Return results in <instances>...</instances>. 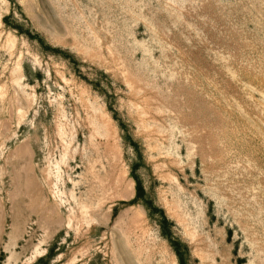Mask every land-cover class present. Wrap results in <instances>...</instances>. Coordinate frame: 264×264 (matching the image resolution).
<instances>
[{"label":"rangeland","instance_id":"obj_1","mask_svg":"<svg viewBox=\"0 0 264 264\" xmlns=\"http://www.w3.org/2000/svg\"><path fill=\"white\" fill-rule=\"evenodd\" d=\"M0 264H264V0H0Z\"/></svg>","mask_w":264,"mask_h":264},{"label":"bare ground","instance_id":"obj_2","mask_svg":"<svg viewBox=\"0 0 264 264\" xmlns=\"http://www.w3.org/2000/svg\"><path fill=\"white\" fill-rule=\"evenodd\" d=\"M64 157L62 158L61 161L59 162H55V165L53 168H51V176L54 178V185L56 186V189H57V193L59 195H62L63 194V191L61 190V188L59 187V183L64 186L65 183H64V179H63V173H64V169H63V166L65 165V162L63 161L64 160ZM66 171V170H65ZM72 196V195H71ZM85 213V212H84Z\"/></svg>","mask_w":264,"mask_h":264}]
</instances>
